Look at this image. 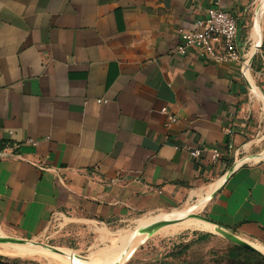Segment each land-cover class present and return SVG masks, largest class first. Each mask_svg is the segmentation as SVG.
Listing matches in <instances>:
<instances>
[{"label": "crops", "instance_id": "1", "mask_svg": "<svg viewBox=\"0 0 264 264\" xmlns=\"http://www.w3.org/2000/svg\"><path fill=\"white\" fill-rule=\"evenodd\" d=\"M216 5L238 37L255 18L262 46L264 0H0V240L63 213L166 221L176 207L169 223L198 217L264 255V52L251 85L238 65L175 54Z\"/></svg>", "mask_w": 264, "mask_h": 264}, {"label": "rangeland", "instance_id": "2", "mask_svg": "<svg viewBox=\"0 0 264 264\" xmlns=\"http://www.w3.org/2000/svg\"><path fill=\"white\" fill-rule=\"evenodd\" d=\"M256 21L255 18L248 17L247 23H243L238 37L241 55L238 64L239 73L241 74L253 49L248 64V73L253 81L256 80L261 54L264 52V43L261 46L260 40L258 47H254L255 40L250 29ZM259 23L262 21L259 20ZM262 38L264 42V33ZM237 156L238 160L243 157L241 154ZM177 210L180 209L175 207V211ZM156 213L161 214L157 211L134 213L116 222H93L71 213H63L47 220L36 236L18 243L36 247L54 255H62L63 252L69 251L72 255L88 260L90 253L102 249L103 244H108L98 240L93 229V226H102L114 236L120 231L130 234L131 244L137 241L140 236L142 237L141 242L129 246V257L123 264H264V255L246 252L241 249L243 247L218 234H206L198 230L184 229L174 235H164L163 229L171 225L169 222L153 226L148 230L137 225V221L145 215L152 214L153 216ZM114 236L112 237L115 238ZM0 258L10 260L12 264H45L46 262L45 258Z\"/></svg>", "mask_w": 264, "mask_h": 264}, {"label": "bare ground", "instance_id": "3", "mask_svg": "<svg viewBox=\"0 0 264 264\" xmlns=\"http://www.w3.org/2000/svg\"><path fill=\"white\" fill-rule=\"evenodd\" d=\"M253 38L255 39V48L258 47V43L256 42V35L255 32L253 33ZM253 53V49L249 54ZM250 61V60H249ZM249 61H247L242 69L243 75L248 83H250V77L248 74V64ZM255 91V90H254ZM184 213L179 211H173L171 212V215H167L168 217L165 219L166 221L162 220L165 218L163 214H157L156 215H149L144 216L141 219L137 221V225L139 227H143V229H150L153 226L161 225L162 223L169 222V220H174L177 217L182 216ZM176 223V222H175ZM209 223V222H208ZM200 220L198 217H193L191 219H187L181 223H176L167 226L163 229L164 235H174L180 232L181 230H184L186 228H192L196 230H204V231H214L215 228ZM100 226V225H99ZM93 229L95 233L97 234L98 240L101 242H107L108 244L105 246L103 244L102 249H98L90 253V259H82L80 256L72 255L69 251H65L61 254H51L44 251H41L37 249L36 247H29L28 245L19 244V241H14L15 243H1L0 244V256L5 258H26V257H33L37 259H46L45 264H123L126 262V260L129 257V246L133 244H138L141 242L142 237L140 236L137 241L134 243H130V234L120 231L117 232L116 235H112L109 233L104 227H96L93 226ZM131 232V231H130ZM114 236L115 238H113ZM225 237L229 239L230 241L238 244L239 246H244L254 252H258V246L250 243L248 241L242 240L239 237L233 235L232 233L225 234ZM138 238V237H137ZM22 242V241H21ZM99 242V241H98Z\"/></svg>", "mask_w": 264, "mask_h": 264}, {"label": "built area", "instance_id": "4", "mask_svg": "<svg viewBox=\"0 0 264 264\" xmlns=\"http://www.w3.org/2000/svg\"><path fill=\"white\" fill-rule=\"evenodd\" d=\"M197 30L186 32L179 30V40L175 54L185 56L189 51L194 50L204 55L208 61L215 65H238L241 55L238 47V29L235 17L220 9L218 5L209 9L204 18L196 22ZM161 113L166 116L168 124L176 123L177 119L166 109ZM226 134L229 132L226 130ZM28 143H33L28 140ZM179 149V147H175ZM206 149L194 148L187 151L188 157L198 161ZM210 161L216 164L220 157L217 149L209 151Z\"/></svg>", "mask_w": 264, "mask_h": 264}, {"label": "trees", "instance_id": "5", "mask_svg": "<svg viewBox=\"0 0 264 264\" xmlns=\"http://www.w3.org/2000/svg\"><path fill=\"white\" fill-rule=\"evenodd\" d=\"M242 250L246 251V252H250V253H257V252H254L248 248H241ZM0 264H12L10 260H7V259H2L0 258Z\"/></svg>", "mask_w": 264, "mask_h": 264}, {"label": "water", "instance_id": "6", "mask_svg": "<svg viewBox=\"0 0 264 264\" xmlns=\"http://www.w3.org/2000/svg\"><path fill=\"white\" fill-rule=\"evenodd\" d=\"M179 222H181L180 220H178ZM4 242H9V243H11V242H14V241H9V240H0V243H4ZM241 247H244V246H241ZM244 248H246V247H244Z\"/></svg>", "mask_w": 264, "mask_h": 264}]
</instances>
